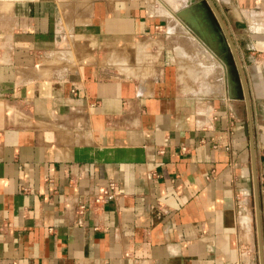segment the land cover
Wrapping results in <instances>:
<instances>
[{"label":"crops","instance_id":"crops-1","mask_svg":"<svg viewBox=\"0 0 264 264\" xmlns=\"http://www.w3.org/2000/svg\"><path fill=\"white\" fill-rule=\"evenodd\" d=\"M214 2L248 102L234 58L229 73L186 33L211 71L198 90L169 56L97 62L104 37L157 52L169 17L147 0H0V264H262L264 0ZM77 39L93 44L88 61L65 63L58 49ZM111 182L117 198L79 224V198Z\"/></svg>","mask_w":264,"mask_h":264},{"label":"rangeland","instance_id":"rangeland-1","mask_svg":"<svg viewBox=\"0 0 264 264\" xmlns=\"http://www.w3.org/2000/svg\"><path fill=\"white\" fill-rule=\"evenodd\" d=\"M147 1L153 7V9L158 10L160 15L169 17V25L168 26L163 25V27L160 30V35L154 39L156 41V45H154V51L157 49V52L155 53L151 49L152 44L149 43L150 39H142V37L128 38V39L104 37L96 40L98 52H96L95 57L97 59V62H101L102 59L105 58L108 63L116 67H120V63L130 64L131 62H135L139 64L140 67H146L155 64L153 62V59L157 60V58L159 57L160 60H163L164 56L165 58L169 56V59L176 60L177 63L179 64V70H180L179 81L181 83L182 89L184 88L186 91H190V90L193 91L195 89L198 90L202 88L201 82H205V77H207V75H209L211 71L207 69L206 70L196 69V67L194 66L195 65L194 60L196 57L189 55L188 52V48L190 47L189 41L183 38L184 35L182 34L186 33L191 38V40L196 41V43H199V45H201L200 44L201 41L192 31H190L186 26H184V24L181 23V21L175 16L176 10L184 6L188 0H174V1L147 0ZM205 11L207 12V10ZM206 16L208 21L210 22L209 27L211 28L212 31L216 32L218 35V42H222L223 47H225L226 44L229 45L225 31L223 29H221V33L217 31L219 29H217L216 23H214L216 20H218L217 16L214 14L211 15L210 18L207 13ZM224 39L226 40V42H224ZM64 45L65 46H63V48L58 49L59 52L63 51L62 54L64 57V62L66 63V60L70 59V61H72V63L75 65L88 61V57L84 56V52L85 50H88V47L91 48L93 46V44L89 45L87 41L85 42L80 39L70 40V42L65 40ZM183 48H186L187 50L186 54L184 53L182 54L180 52L181 50L183 51ZM76 49L78 53H76L75 51ZM158 53L159 56L157 55ZM226 53L227 54H224L225 60H230V62H232L231 51L229 50ZM153 54L157 55V57H153L152 56ZM218 58H219L218 60H221L220 57ZM230 62L225 64L231 65ZM128 68H130V66H128ZM234 75L238 79L240 78L241 80V77L237 76L235 71H234ZM198 81H200L201 85L200 84L198 85L199 83ZM251 202H252V207H251L252 230L254 236V243L256 245V253L258 255L259 236H258V224H257V215H256L257 213L256 199L254 198V196L252 197Z\"/></svg>","mask_w":264,"mask_h":264},{"label":"water","instance_id":"water-1","mask_svg":"<svg viewBox=\"0 0 264 264\" xmlns=\"http://www.w3.org/2000/svg\"><path fill=\"white\" fill-rule=\"evenodd\" d=\"M205 10H207V12ZM206 13L209 15L210 18L211 15L214 14L217 16L218 20L216 21L214 20L217 29H219L217 31L221 33V28H223V30L226 33L229 45L226 44V46L223 47L222 42L217 41L218 35L216 32L212 31L211 28L209 27L208 25L209 21L206 17ZM175 16L181 21V23L184 24V26H186L190 31H192L198 37V39L209 49V51L214 53L216 56L220 57V59L224 62L225 69L227 68L228 71L231 70V68L226 66L225 63H229L230 60H225L224 54H227L226 52H228L229 50L231 51L232 57L235 60V64L239 69V76L241 77V81L245 87V97L248 102L249 101L248 94L246 91L245 78L243 74L241 61L239 59L236 47L231 39V36L227 30V27L221 17L219 9L215 4L214 0H188L184 6L176 10ZM224 42H226L225 39ZM229 73L227 74V77L229 78V92H230L232 87V82L230 80L231 78L229 76ZM255 199H256V212H257L256 215H257L258 236H259V251H260L261 261L263 264L264 263L263 233H262V225H261L260 200H259V193L257 186L255 191Z\"/></svg>","mask_w":264,"mask_h":264},{"label":"built area","instance_id":"built-area-1","mask_svg":"<svg viewBox=\"0 0 264 264\" xmlns=\"http://www.w3.org/2000/svg\"><path fill=\"white\" fill-rule=\"evenodd\" d=\"M117 196L118 192L115 182H111L107 186L101 187L94 195L81 196L76 207L78 223L82 224L83 217L88 211L102 208L105 204L114 201Z\"/></svg>","mask_w":264,"mask_h":264},{"label":"flooded vegetation","instance_id":"flooded-vegetation-1","mask_svg":"<svg viewBox=\"0 0 264 264\" xmlns=\"http://www.w3.org/2000/svg\"><path fill=\"white\" fill-rule=\"evenodd\" d=\"M207 17V16H206ZM210 24V22L208 23V25ZM210 26V25H209ZM221 29H223V28H221ZM218 41V40H217Z\"/></svg>","mask_w":264,"mask_h":264},{"label":"bare ground","instance_id":"bare-ground-1","mask_svg":"<svg viewBox=\"0 0 264 264\" xmlns=\"http://www.w3.org/2000/svg\"><path fill=\"white\" fill-rule=\"evenodd\" d=\"M170 1V0H169ZM172 1H174V0H172Z\"/></svg>","mask_w":264,"mask_h":264}]
</instances>
